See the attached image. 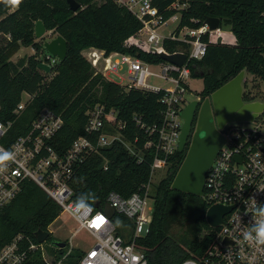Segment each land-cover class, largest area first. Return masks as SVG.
I'll use <instances>...</instances> for the list:
<instances>
[{
  "label": "trees",
  "instance_id": "obj_1",
  "mask_svg": "<svg viewBox=\"0 0 264 264\" xmlns=\"http://www.w3.org/2000/svg\"><path fill=\"white\" fill-rule=\"evenodd\" d=\"M76 1L81 5L77 11L71 9L68 0H20L19 4L16 0H0V121L12 122L3 140L10 146L30 129L43 108H50L64 120L53 142L62 155L75 139L89 137L86 126L91 108L100 104L115 109L117 120L124 123V138L142 149L143 160L139 162L121 141H115L77 165L71 181L72 200L84 197L94 208L103 209L111 191L129 197L150 181L156 154L154 148H144V143L152 138L146 128L163 123L165 105L161 101L163 92L126 89L97 72L82 52L97 48L106 54L127 53L151 63L162 58L136 37L143 24L119 0ZM174 1L154 0V3L168 16L175 12L168 9ZM180 1L188 2L180 27H199L208 17H217L222 26L232 31L229 41L211 40L206 55L189 64L192 77L204 80L200 93L203 98L242 70L253 75L254 81H264V0ZM39 20L47 31L63 36L68 43L67 57L47 72L54 73L50 79L39 67L46 60L38 57L44 48V40L38 41L35 33ZM23 46H32L36 52L14 61L12 58ZM164 48L175 53L186 51L188 45L165 39ZM244 86L246 101L261 97L258 85L249 87L245 82ZM24 93L32 98L18 115L15 110ZM188 146L189 143L184 151L177 150L170 157L166 173L152 187L150 231L138 240L149 264H180L189 258L199 259L215 239L217 229L206 219L207 199L172 188ZM61 212L62 207L42 187L32 180L25 181L22 190L0 213V249L19 234L37 242L36 232L50 231V225ZM113 219L118 222L121 234L133 226L120 214L116 213ZM56 241L61 240L53 242ZM55 246L54 251H65ZM84 254L74 249L67 264H77Z\"/></svg>",
  "mask_w": 264,
  "mask_h": 264
},
{
  "label": "built area",
  "instance_id": "obj_2",
  "mask_svg": "<svg viewBox=\"0 0 264 264\" xmlns=\"http://www.w3.org/2000/svg\"><path fill=\"white\" fill-rule=\"evenodd\" d=\"M119 2L125 4L142 22L143 26L138 33L139 36H145L141 40L150 52L186 55L182 65L164 59L151 63L127 53L106 54L103 50L89 48L88 60L107 79L111 80L110 74L123 79L122 70L126 69L130 83H120L126 89L163 92V123L146 128L152 138L144 143V148H154L156 154L151 166L150 181L129 197L111 191L106 203L115 209L112 216L104 208L97 209L92 205L90 211L77 214L74 211L76 202L72 200L71 186L77 165L99 149L110 147L115 141H121L139 158V162L143 160L142 149L124 138V123L117 120V111L100 104L91 108L86 126L89 137H78L62 155L53 142L64 120L50 108H43L30 129L18 136L10 146H6L3 140L12 122L0 121V153L13 154V158L0 163V213L22 190L25 181L36 182L62 207V212L69 214L78 223L70 236L71 244L73 237L82 231L95 237L96 243L88 252H84L77 264H149L138 240L150 231L154 174L157 170H163L165 174L170 157L179 150V137L184 122L181 112L189 102L186 93L190 91L188 80L192 78L189 64L206 55L211 40L221 37V41L227 42V37L232 35V31L222 24L216 30H210L205 22L195 28L180 27L188 2L174 1L168 9H174L175 12L168 16L160 11L154 0ZM171 22L175 25L166 29L165 33L162 28L170 27ZM165 39L179 40L187 44L188 49L169 53L164 48ZM58 61L56 56L47 54L44 62L52 66ZM154 67L160 68V72H155ZM152 76L160 77L171 86L148 83L147 79ZM29 100L23 94L15 113L21 114ZM224 135L226 143L207 173L203 197L209 202V207L223 204L234 208L224 215L223 223L215 228V239L204 255L199 259H186L180 264H264V249L250 246L241 239L242 232L253 223L250 204L264 203V132L259 124L241 127L231 123L224 130ZM236 157H240L241 161ZM116 213L133 224L125 234L118 232L119 225L113 219ZM49 232L52 233L51 230ZM45 241L35 242L21 234L17 235L0 249V264H67L75 248L71 246L67 251H54Z\"/></svg>",
  "mask_w": 264,
  "mask_h": 264
},
{
  "label": "water",
  "instance_id": "obj_3",
  "mask_svg": "<svg viewBox=\"0 0 264 264\" xmlns=\"http://www.w3.org/2000/svg\"><path fill=\"white\" fill-rule=\"evenodd\" d=\"M73 11H77L81 5L76 0H68ZM205 23L210 30H216L221 25L220 18L208 17ZM47 29L42 20L36 22L35 33L38 39L42 38ZM221 43V37L218 39ZM44 51L64 60L68 55L67 40L58 35L50 41H44ZM159 56L173 63L182 65L186 55L182 53L167 54L159 53ZM39 67L46 72L51 71V66L41 62ZM246 82V71L242 70L233 79L212 92L200 103L194 99L188 102L181 112L184 120L179 137V151H184L189 143L186 157L172 183V188L185 193L204 196L205 180L207 173L214 163L218 153L226 143L224 130L231 123L254 122L264 113V101L244 99V85ZM200 106V107H199ZM199 107V108H198ZM198 109V119L195 130L192 132L195 113ZM240 162V157H236ZM234 206L215 204L209 207L206 214L207 222L216 228L224 221V215L230 212ZM105 212L112 216L114 207L106 203ZM49 231L40 230L36 232L39 242L50 238ZM55 245L65 247L66 242L56 241Z\"/></svg>",
  "mask_w": 264,
  "mask_h": 264
},
{
  "label": "rangeland",
  "instance_id": "obj_4",
  "mask_svg": "<svg viewBox=\"0 0 264 264\" xmlns=\"http://www.w3.org/2000/svg\"><path fill=\"white\" fill-rule=\"evenodd\" d=\"M97 1H98V3L102 2V0H97ZM174 25H175V23L171 22L169 25L170 27H167V28L164 27V28H162V30H165V33H167L166 29L172 28ZM57 36H58L57 33H54L53 31H51V32L49 31V32H46L42 38H40V39L37 38V39H38V41H43V40L44 41H50ZM136 37L139 38L140 40L145 38L144 35L139 36V33H137ZM86 50L87 49L83 50L82 54L88 59V56H89L88 52L90 49H88L87 52H86ZM35 52H36V50L32 46H29V47L23 46L12 59L14 61H17L20 57H23L25 55H32ZM47 54L48 53L46 51L42 50L41 52H39L38 57H39V59L44 60ZM153 70L155 72H160V68H158V67H154ZM122 71H123L122 73H124L123 79L119 78L118 76H116L114 74H110L109 78L115 82H118V83H127V84L130 83V80L128 79L129 74L127 73L126 69L122 70ZM45 73L47 74L48 79H50L52 77V75L54 74V73L49 74L47 72H45ZM147 81H148V83H150L152 85H157V86H162V87L171 86L166 81H164L160 77H156V76L149 77L147 79ZM246 82L248 83L249 87H252L254 84L258 85V88L262 94H261V97L258 98L257 100L264 101V81L263 80H255L254 81L253 75H251L250 73H248L246 71ZM188 85H189L190 91L188 93H186V99H187V101H191V100H194L195 97L197 95H199L201 93V91L203 90L204 80L201 77H195V78L192 77L190 80H188ZM244 89H246V86H244ZM24 97L27 98V100L32 98L31 95H28L26 93H24ZM234 124L241 126V127H254L255 125L259 124L260 128L264 132V113L261 114V116L254 122H251V121L250 122H237ZM163 175H164L163 170H157L155 172L154 178H153L154 183L157 184L161 180ZM150 205L151 206L153 205L152 200H150ZM3 209H2V211H3ZM77 225H78V223L69 214H67L66 212H62L59 215V217L49 227V230L52 231L51 238L53 240L48 238L45 241V244L48 247L50 246V248L55 247V249H57L56 246L54 245L53 241L58 239V240L65 241V242L68 241V244L64 247L65 251H67L71 246H73L76 250L80 249L83 252H88V250L90 248H92V246H94V244L96 243L95 237L92 236L90 233H88L86 231H82L79 234H77L76 236H74L72 239L73 245L71 244V241L69 240L72 232H74L75 229L77 228ZM128 231L129 230L127 228V231H125L123 233L125 234Z\"/></svg>",
  "mask_w": 264,
  "mask_h": 264
},
{
  "label": "clouds",
  "instance_id": "obj_5",
  "mask_svg": "<svg viewBox=\"0 0 264 264\" xmlns=\"http://www.w3.org/2000/svg\"><path fill=\"white\" fill-rule=\"evenodd\" d=\"M20 0H16V4H19ZM13 158L11 152L0 153V163ZM6 167V165H4ZM91 204L84 197L77 199L75 203L74 211L79 214L81 212L90 211ZM251 214L253 217V223L250 227L242 232L241 239L250 246L264 249V203H251ZM247 210V209H246ZM118 223V222H117Z\"/></svg>",
  "mask_w": 264,
  "mask_h": 264
},
{
  "label": "flooded vegetation",
  "instance_id": "obj_6",
  "mask_svg": "<svg viewBox=\"0 0 264 264\" xmlns=\"http://www.w3.org/2000/svg\"><path fill=\"white\" fill-rule=\"evenodd\" d=\"M206 97H208V96H206ZM206 97H205V98H206ZM205 98H203V96H202L201 94H199V95H197V96L195 97V99L199 100L200 103H202V102L205 100ZM199 107H200V106H199ZM199 107H198V108H199ZM197 119H198V109H197V111H196V113H195V116H194L192 132H194V130H195V126H196Z\"/></svg>",
  "mask_w": 264,
  "mask_h": 264
},
{
  "label": "crops",
  "instance_id": "obj_7",
  "mask_svg": "<svg viewBox=\"0 0 264 264\" xmlns=\"http://www.w3.org/2000/svg\"><path fill=\"white\" fill-rule=\"evenodd\" d=\"M47 32H49V31H47ZM50 32H51V31H50ZM229 36H230V35H229ZM227 39L230 40L231 38H230V37H227ZM87 51H88V49L86 50V52H87ZM33 54H34V53H33Z\"/></svg>",
  "mask_w": 264,
  "mask_h": 264
}]
</instances>
